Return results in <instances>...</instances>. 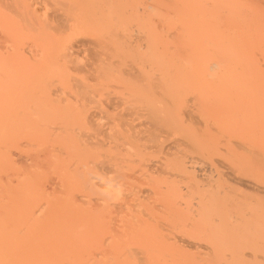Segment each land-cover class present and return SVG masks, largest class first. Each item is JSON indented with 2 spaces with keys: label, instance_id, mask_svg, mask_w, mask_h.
<instances>
[{
  "label": "bare ground",
  "instance_id": "6f19581e",
  "mask_svg": "<svg viewBox=\"0 0 264 264\" xmlns=\"http://www.w3.org/2000/svg\"><path fill=\"white\" fill-rule=\"evenodd\" d=\"M260 5V0H0L6 40L0 51V264H264V172L214 169L231 157L227 139L264 132L263 105L256 97L264 95V81L245 71L253 59L242 33ZM158 14L164 29L178 32L176 42H160ZM114 37L144 44L123 56L108 47ZM96 46L116 59H99ZM78 71L93 72L99 90L72 75ZM70 87L108 96L102 116L90 117V128L98 130L110 105L119 102L125 110L120 116L144 118L147 130L137 132L133 124L117 132V139L130 138L120 146L129 167L120 161L116 176L108 179L89 168L75 141L82 162L68 171L65 158L57 161L56 191L48 193L40 186L47 174L13 172L10 151L21 146L17 139H51L68 149L73 141L67 139L89 113L85 106L76 116ZM116 89L122 96L112 101L110 91ZM246 97L255 105L249 111L243 108ZM125 168L133 174L125 176ZM157 173L167 174L165 187L153 182ZM142 179L157 191L132 182ZM177 179L189 185L201 179L198 188L208 194L178 203L193 185L178 189ZM237 187L244 196L235 194ZM81 192L99 199L86 202ZM181 245L204 252L190 254Z\"/></svg>",
  "mask_w": 264,
  "mask_h": 264
},
{
  "label": "rangeland",
  "instance_id": "374dc122",
  "mask_svg": "<svg viewBox=\"0 0 264 264\" xmlns=\"http://www.w3.org/2000/svg\"><path fill=\"white\" fill-rule=\"evenodd\" d=\"M260 4H261L260 6L262 8V11L248 15L249 21L246 23L245 27L243 28L242 33H243L244 39L246 41L245 48L248 52L249 57H251L253 59L252 63L251 62L248 63L250 65L245 66V71H248L252 75L259 76L264 81V0H260ZM160 15L161 14H158L157 16L154 17V27L159 32L160 42H162L164 40L168 41L169 43L176 42L178 39V37H177L178 32L173 30V29H171V30L164 29L163 25L160 21ZM166 37H169V39L167 40ZM128 40H129L128 38L127 39L126 38L120 39V38L114 37L113 40L110 42L108 47L111 50L113 48L118 49L119 51L123 52L122 55L125 56V54L128 51H132L133 48H136L139 44L141 45L143 42V41L142 42H132V41H128ZM5 44H6V40L2 37L1 32H0V51H3L2 47ZM143 44H144V42H143ZM93 49L95 51L102 52V55L100 56L99 59H104V60H106V59L115 60L116 59V57L111 56L109 54V52L103 48V46H102V48L96 46ZM86 57H87L86 54H83L81 57H79L80 63H83L85 61ZM72 75L77 76V78L83 79V80L85 78H87L89 80V84L91 86L90 89L91 90H93V89L99 90V88L97 87L98 81L96 80L95 74L93 72L78 71V72H73ZM113 85H115V83H113ZM75 90H76L75 88L70 87V88H68L67 93H68V97L72 98L71 102H72L73 106H78V111L75 112L76 116L78 117V115L83 111L82 107H85V106L89 107L88 108L89 110L86 109V111H89V113L87 114L88 119H86V121L84 120V125H82L80 123V126L74 127V134H75L74 138L73 139H67L69 141H73L70 144V146H68V149L61 148L59 146V143H56L55 141H53L51 139H17V141L20 142L21 146L18 149H12L10 151L11 158H12L13 162L15 163V168L12 170L13 172L27 173L28 175H33L35 173L47 174V178L45 180L41 181L40 186L43 190H45L48 193H53L56 191V189L52 185V181L55 179L53 172H57V170H59V169L55 168V166H54L57 161L59 162L63 158H65V160H67V162L66 163L63 162V164L68 165V171L74 170L76 167L79 166L80 162H82V156H80V157L75 156V152H76L75 141L77 142V144H79V143L81 144L83 153L86 152V154L84 155V159H85V161L88 162L89 168L92 171H96V172L101 173L104 176V178L108 179V178L116 176V174H114L113 171L119 168V167H116V164H119L120 161H121V165L126 166V168L129 167V163L127 162L129 160V157L125 156L123 154V152L120 151V146H122V142L127 141L130 138L126 135L125 136L122 135L121 137L124 139H117V137H116L118 134L117 132L120 133L121 131L122 132L130 131L133 124L138 126V128L134 129L137 132H144L147 130V126L146 127L141 126L142 123L145 122L144 118L130 117V116H126V115L120 116L122 114L121 112H124L125 110L123 109L124 105H122L119 102H114L110 105V109H108L109 115L106 116V118L101 119V127L98 130L93 129L92 127L90 128L89 124L92 123L91 122L92 119L90 120V117H92V116L101 117L102 116V112H100V110L103 108L104 109L106 108V104H104L102 101L107 99L108 96L100 95L97 92H93V93H96V95H93L92 92H90V93H92L91 95H90V93L89 94L77 93ZM91 96H95L94 98H92V102H90L91 99L89 100V98ZM110 96H111L112 101H113L117 97H121L122 92L117 91V89L111 90ZM81 97L85 98L86 101L84 100L83 102H81L79 100V99L82 100ZM256 97L261 98V101H262L261 104L263 105V109L260 111L259 115H264V103H263L264 95L262 96L261 94H258V95H256ZM75 98H77V99H75ZM76 100H78V102H76ZM93 100H94V103H93ZM252 103H253V101H248L247 97L244 98L243 108L246 111L253 109L255 107V105H253ZM133 121H135V122L133 123ZM130 123H131V125H130ZM70 130H71V128H68V132ZM258 131H256V132H255V130L251 131L250 134L246 133V131H244L245 134H243V131H240V136H241V134H243L241 136L242 139H238L239 136H237V135L232 136V139H227V141H228L227 147L229 146L231 157L229 158V156H226L223 159H221L222 161L225 160L224 162H222L225 164H221L222 167L218 166L214 169H216L217 171L219 170L220 173H226L227 171L230 172L229 170H231V169L234 171V168H236L240 172L242 171V168L244 169L243 170L244 172L245 171L246 172L251 171L249 173L264 172V139H258L259 137L262 138V135H264V132H262L263 133L262 134L261 131H259V132ZM144 136H143L144 137L143 139H146L147 133L144 134ZM235 136L238 138H236ZM136 142L144 144L145 140H140V141H136ZM58 146L61 149H59ZM156 159L157 158L155 157L154 160H156ZM230 165H231V167H229ZM232 165H234V166H232ZM226 166H228V167H226ZM126 168L124 169V171L122 173L125 176L132 175L133 172L130 171L131 168L130 169H126ZM226 168H228L229 170H227ZM202 169H205V168L202 166ZM165 171H166L165 173H170V171H171V173H173V170H170V168L169 169L165 168ZM207 172L208 171H206V173H205V171H204L202 173L209 176L208 174H210V173L209 172L207 173ZM165 175H167V174L162 175L161 173H157L156 176H155V174L153 175V177L155 178L153 180V182H157V184H156V185H158L157 187H162V186L165 187L166 186L165 183H167L168 181H166L167 177ZM189 175L192 176L193 174H188L186 176L188 177ZM191 176H189V177H191ZM156 177H158V178H156ZM11 179H12V181L15 180V178H11ZM158 179H160V180H158ZM143 180L144 179H142V181ZM163 180H164V182H162ZM200 180L196 179V181L198 183L196 181H194L193 184H191L192 183L191 182L190 183L191 185H189V182H182V181H180V179H177L176 180V183H177L176 187L178 189L183 188L182 190H184V188L185 189L188 187L190 188V186L193 185L192 187H193V191H194L193 192L192 190H190L189 193L185 192V190H184V193L182 191L184 197L180 198V201L178 199L177 202L178 203H187L188 202L191 204V203H195L196 199H199L198 198L199 195H200L199 197L203 196V194L205 195L207 192L204 193V192L199 190L200 187L198 188V184L199 185L204 184L202 182V180L200 183ZM142 181H137V180L133 181L132 180V182H135L136 185H138V187H140V189L141 188L142 189L149 188L146 190L150 191V189H152L154 187L153 184H151L152 185L151 187L149 186L151 181L148 182L149 185L146 184V182H147L146 180H144L143 182ZM158 181H159V183H158ZM186 184L188 185V187ZM195 184H197V186ZM184 186H186V187H184ZM195 186L198 189V191H196V192L200 193L198 195L195 192V190H197V189H194ZM224 186L226 187L227 185L224 184ZM233 188H236V187H233ZM237 188H238V190L236 191L237 193L235 192V194L244 196L245 191H243V189L240 187H237ZM223 190H225V189H223ZM151 191L156 192L157 189L153 188V190H151ZM191 192H192L193 197H195V198L192 197ZM79 194H82L83 196H85L86 202H89L93 199H96V200L99 199L98 196L93 195V194L90 195V193L86 194V193L81 192ZM187 194H189V195H187ZM190 198L193 199V201L191 199L192 202L190 201ZM183 200H185V202H183ZM120 201L121 200H113L110 202L119 203ZM87 204L90 205L91 207H93V205H94V207H95L94 202L87 203ZM80 205H82V204L80 203ZM157 205H159L158 202H157ZM173 234L179 235L177 233H173ZM173 234H171V236ZM180 236H182V235L180 234ZM181 246H183V245H181ZM183 248H184L183 250L185 252H188V253L190 252V254H195V255L198 253H202L201 251H203L201 248H197V249H193V250L192 249L190 250V248H188V247L186 248L184 246H183ZM188 250H190V251H188Z\"/></svg>",
  "mask_w": 264,
  "mask_h": 264
}]
</instances>
